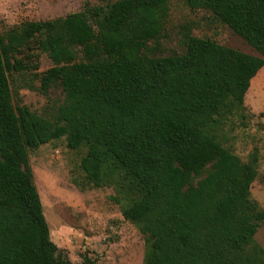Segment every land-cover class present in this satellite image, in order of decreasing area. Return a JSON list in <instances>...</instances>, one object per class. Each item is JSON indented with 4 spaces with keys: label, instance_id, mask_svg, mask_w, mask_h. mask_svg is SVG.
I'll return each instance as SVG.
<instances>
[{
    "label": "trees",
    "instance_id": "obj_1",
    "mask_svg": "<svg viewBox=\"0 0 264 264\" xmlns=\"http://www.w3.org/2000/svg\"><path fill=\"white\" fill-rule=\"evenodd\" d=\"M170 1L115 0L24 21L0 38V264H70L51 240L29 163L30 149L63 136L86 148L87 185L116 183L127 195L122 214L145 236L143 264H264L256 166L215 132L264 67V0H185L259 55L190 35L184 53L151 56ZM41 52L54 63L42 88L65 93L55 120L12 104L7 70L36 67Z\"/></svg>",
    "mask_w": 264,
    "mask_h": 264
},
{
    "label": "rangeland",
    "instance_id": "obj_2",
    "mask_svg": "<svg viewBox=\"0 0 264 264\" xmlns=\"http://www.w3.org/2000/svg\"><path fill=\"white\" fill-rule=\"evenodd\" d=\"M113 1L0 0V38L24 21L62 20L70 13ZM190 35L259 55L212 11L191 8L185 0L169 2V15L161 34L149 42L146 52L151 56L182 54ZM37 64L7 70L12 104L15 108L25 105L38 115L55 120L65 93L60 86H51L47 91L42 88L41 77L54 65L47 53H39ZM215 132L225 147L256 166L251 196L264 210V67L252 79L244 106L226 114ZM85 153V147H68L65 136L29 150L34 182L58 256L70 264H143L145 236L122 214L127 195L116 183L87 185L80 169ZM255 239L264 248V220Z\"/></svg>",
    "mask_w": 264,
    "mask_h": 264
}]
</instances>
